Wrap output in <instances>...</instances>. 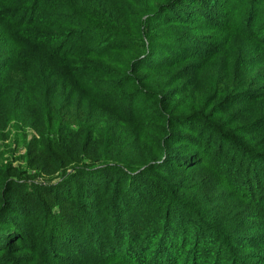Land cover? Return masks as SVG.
<instances>
[{
  "label": "trees",
  "instance_id": "trees-1",
  "mask_svg": "<svg viewBox=\"0 0 264 264\" xmlns=\"http://www.w3.org/2000/svg\"><path fill=\"white\" fill-rule=\"evenodd\" d=\"M12 121L0 264H264V0H0Z\"/></svg>",
  "mask_w": 264,
  "mask_h": 264
},
{
  "label": "rangeland",
  "instance_id": "rangeland-1",
  "mask_svg": "<svg viewBox=\"0 0 264 264\" xmlns=\"http://www.w3.org/2000/svg\"><path fill=\"white\" fill-rule=\"evenodd\" d=\"M12 121L11 123H13ZM20 126V125H18ZM11 133L9 138L0 141V161L11 163L14 167H20L21 170H24L21 174L20 178H32L33 181H38L40 183H54L58 180V176L51 175H39L36 170H33L30 167L28 162L29 147L34 146L33 135L34 132L30 128L21 129L19 127H15L13 123L10 127ZM31 180V179H30Z\"/></svg>",
  "mask_w": 264,
  "mask_h": 264
}]
</instances>
